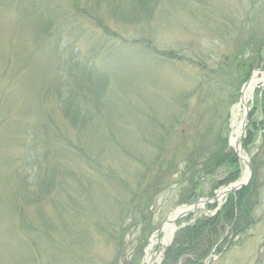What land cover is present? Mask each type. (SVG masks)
I'll return each mask as SVG.
<instances>
[{
  "label": "rangeland",
  "instance_id": "rangeland-1",
  "mask_svg": "<svg viewBox=\"0 0 264 264\" xmlns=\"http://www.w3.org/2000/svg\"><path fill=\"white\" fill-rule=\"evenodd\" d=\"M98 1L0 0V264H147L177 210L152 264L165 262L177 233L216 216L221 228L197 254L221 238L203 264H264V82L243 107V134L236 112L246 82L264 76V0H162L137 22ZM68 96L84 111L77 125ZM224 140L240 175L219 167L191 191L188 162ZM238 180L247 184L184 208ZM234 199L246 208L238 219Z\"/></svg>",
  "mask_w": 264,
  "mask_h": 264
},
{
  "label": "trees",
  "instance_id": "trees-1",
  "mask_svg": "<svg viewBox=\"0 0 264 264\" xmlns=\"http://www.w3.org/2000/svg\"><path fill=\"white\" fill-rule=\"evenodd\" d=\"M11 1H14V0H11ZM102 1L104 3H112L115 5L113 7H110L109 9L112 12V17L114 18L116 17L123 21L137 22L136 19H139L141 13L146 14L145 20L152 19V17L155 14L156 8L158 7V5L161 3L162 0H126L127 3H131V6L128 12L123 11L121 13L118 11L119 5H120V2L118 0H102ZM95 2L97 4L99 3L98 0H95ZM80 9L83 12V9L81 7ZM74 10L78 11V8L74 6ZM93 11H94V6H92L91 9H89L86 13L87 14L94 13ZM40 24H41V21H40ZM45 25H47V22L44 21L43 24L41 25V28L43 29ZM49 27L51 26L48 25L46 29H48ZM261 46H262L261 48L263 49V45ZM257 49L258 48L256 47L255 51ZM262 49L261 50L259 49V52H258L259 54L257 55L261 56ZM249 55L252 56L253 52L251 51ZM241 56H243V54ZM177 59L179 58H176V60ZM253 59H255V57H252L250 59L243 58V61L245 60L244 65L247 67V69H249L248 72H250L253 68V61H252ZM248 72H246L247 75H248ZM68 98L69 99H67L66 105H65V108L67 110L66 114L70 116L71 114L74 115L75 120L73 119V122H75V124L77 125L81 123L82 121L81 120L79 121L80 118L78 119V116L76 117V115L78 114L83 115L84 111L80 108L79 105H76L77 102H74V99L72 96H68ZM79 108L81 109V111ZM76 121H79V122L76 123ZM256 132H257L256 130L254 131L252 128H250L249 136L251 137L243 145L246 150L249 149L250 142L252 143L255 141ZM226 148L227 147L225 146V140L222 141V144H220L219 146H215V145L202 146L200 149L201 151L198 154V156L193 158L190 162H188L189 167L187 171H185V173L183 174L184 175L183 178L188 177L189 175H190L189 177L192 178L191 181L190 180L187 181L188 184L191 185V191H194V189L198 187L197 185L199 184V181L202 178H204L205 176L209 174H213L216 170L219 169V167H223L226 170L229 169L230 175H233L234 179H236L240 175L241 165L238 160V157L236 156L234 151L229 152L227 151ZM230 179L231 177L229 178L228 181H226V183L229 182ZM219 184L220 183H218L217 186ZM230 198H234V197H230ZM234 200L235 201L234 202L231 201V203L228 206V209L230 210L231 214L233 215L235 213L239 214V211L242 212L244 209L246 210L244 203L242 204V202L240 201L236 202V199ZM238 214L236 215L237 219H238ZM219 218H220L219 216H216L215 218L213 217L207 220L205 219L201 220L200 222H197L195 225L191 227H187L181 230L179 233H177L175 241L177 239L176 243L179 242V244H176L174 248L168 249V251L166 252V260L163 264H178L179 261H183V258L185 256L191 255V253H193V255L197 257L194 260L193 264H203L204 260L209 257L213 249L219 245V240L221 237L218 236L219 238L216 239L215 241H213L214 238H212L211 244L208 245L209 248L207 249V251L205 250L206 251L205 253H201V255L203 254L202 256L200 254H197V250L200 246L203 245V242L206 241L205 239L208 238L209 230L212 233H214L215 230L216 232L220 230L221 224H220ZM233 222H236V221H233ZM155 229L156 228L153 229L152 227H150L148 236H150L154 231H156ZM214 236L216 237L217 234ZM147 243H148V237L146 238V241L144 242V246H146ZM186 261L188 262V259H186Z\"/></svg>",
  "mask_w": 264,
  "mask_h": 264
},
{
  "label": "bare ground",
  "instance_id": "bare-ground-1",
  "mask_svg": "<svg viewBox=\"0 0 264 264\" xmlns=\"http://www.w3.org/2000/svg\"><path fill=\"white\" fill-rule=\"evenodd\" d=\"M264 82V76L259 78V76L257 75V73H255L251 79H250V82H249V85L244 89V92H243V95H242V102L238 105V108H237V113L239 116L240 113L242 114V117H244L243 114H245V110H246V104L252 99V93H253V90L255 89L256 85L260 82ZM243 107L245 108L244 112H243ZM237 118V117H236ZM243 119V118H242ZM233 125H237V121L235 122L234 121V124ZM241 137V126H237L234 128V131H233V138H232V143H235V141ZM233 145V144H232ZM248 176V173L247 175ZM245 176V177H246ZM224 194V191L223 190H220L218 192V195L220 196H223ZM204 205V204H202ZM181 211V210H179ZM175 213V212H174ZM178 213V212H176ZM175 213V214H176ZM174 214V215H175ZM174 215L171 216V218L174 217ZM171 222H173V220H171ZM177 228V225L175 223H169V224H166L164 226V229H163V234L165 235L164 236V239H162L161 241L159 239L157 240H153L147 250V256H146V262L147 264H152L153 262V256L151 255V253L149 251H152L154 246L157 244V245H160L162 246V248L168 244L170 242V239L172 237V234L173 232L175 231V229Z\"/></svg>",
  "mask_w": 264,
  "mask_h": 264
},
{
  "label": "water",
  "instance_id": "water-1",
  "mask_svg": "<svg viewBox=\"0 0 264 264\" xmlns=\"http://www.w3.org/2000/svg\"><path fill=\"white\" fill-rule=\"evenodd\" d=\"M260 71H261V70H260ZM262 71H264V70H262ZM249 82H250V80H249L248 82H246V84H245V86H244V89L249 85ZM246 106H247V105H246ZM247 111H248V110H247ZM247 122H248V112H246V115H245V117H244V119H243L242 134L245 133V126H246ZM241 144H242V143H240L239 145H241ZM239 149H240V150L243 149V146L241 145V146H239L238 148L235 149L236 152L238 153V155H240V150H239ZM242 153H243V154H246L247 152H245L244 150H242ZM247 154H248V153H247ZM242 158H243V157H242ZM242 158H241V159H242ZM242 160H243V159H242ZM245 163H246L247 166L249 167V171H250V173H249V179L247 180V182H249L250 179L252 178L251 156H250L249 154H248V160H246ZM247 182H242L241 180H238V181H236L235 183H232V184H230V185H228V186L222 188L221 190L224 191L223 196H225V195H227V194H229V193H231V192H234V191L240 190L241 188H243V187L247 184ZM219 196H220V195L216 194V196H215L214 198L200 199V200L197 201L196 204H194V205H189V204H188V205L184 206V208H185V207H188L189 210H190L191 212H193L194 210L197 209V207H198V203H201V202H215V201L218 199ZM223 196H220V197H223ZM180 208H181V207H180ZM182 208H183V207H182ZM177 211H179V210H177ZM177 211H176V212H177ZM176 214H177V213H176ZM176 214H175V215H176ZM177 215H178V216H174L173 218H169V219H167V220L161 225V227H160V228L158 229V231H157L158 236H160L161 231H162V229H163V227H164L165 224L169 223L171 220H177V219L181 218L184 214L180 213V214H177ZM164 248H167V247L164 246Z\"/></svg>",
  "mask_w": 264,
  "mask_h": 264
}]
</instances>
